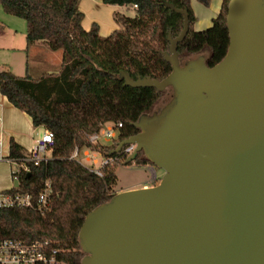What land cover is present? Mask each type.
<instances>
[{
    "label": "water",
    "instance_id": "1",
    "mask_svg": "<svg viewBox=\"0 0 264 264\" xmlns=\"http://www.w3.org/2000/svg\"><path fill=\"white\" fill-rule=\"evenodd\" d=\"M183 17L167 37L161 81L119 78L131 88L171 90L159 112L142 115L139 133L110 155L135 145L163 171L156 186L128 190L93 209L78 232L80 264H264V0H230L224 58L182 64Z\"/></svg>",
    "mask_w": 264,
    "mask_h": 264
},
{
    "label": "trees",
    "instance_id": "2",
    "mask_svg": "<svg viewBox=\"0 0 264 264\" xmlns=\"http://www.w3.org/2000/svg\"><path fill=\"white\" fill-rule=\"evenodd\" d=\"M195 1L208 7L211 0ZM229 1L222 0L220 12L209 28L196 32L191 0H101L104 5L132 10L134 14L114 13L113 20L120 29L101 37L96 24L88 31L82 28L79 0H0L4 14L24 21L27 46L41 43L53 52H62L56 74L33 79L0 70V95L27 115L34 128L49 131L53 136L51 158L47 162L27 164V172L19 169L11 174L16 182L12 192L34 198L48 182L51 193L45 208L41 213L34 209H0V239L47 241L57 251L60 263H81L85 254L79 245L78 232L93 209L116 195L113 189L118 164L104 168L98 177L70 160V155L78 148L104 157L113 156L110 152L121 141L139 133L134 127L138 119L157 112L156 107L167 90L131 88L124 85L119 75L126 72L133 81L145 78L161 81L170 74L171 65L163 54L168 52V35L176 38L180 34L183 17L171 12L164 3L188 15V33L177 45L179 60L203 56L205 65L212 68L228 49ZM117 122L122 127L110 144L94 146L87 141L86 135L101 125ZM24 152L13 139L9 140L8 159L19 161ZM131 164L151 166L142 152L131 163L119 165Z\"/></svg>",
    "mask_w": 264,
    "mask_h": 264
},
{
    "label": "crops",
    "instance_id": "3",
    "mask_svg": "<svg viewBox=\"0 0 264 264\" xmlns=\"http://www.w3.org/2000/svg\"><path fill=\"white\" fill-rule=\"evenodd\" d=\"M190 5L195 17L193 30L198 32L211 26L212 20L220 12L222 0H211L208 7L202 6L195 0H191ZM78 8L83 14L82 28L88 31L92 24H96L98 26V34L101 37H107L113 31L120 29V26L113 20L114 13H124L126 15L131 13V16L134 15L132 10L125 11L124 8L104 5L101 3V0H79ZM9 22L12 21L9 20ZM3 29L10 30V26L4 23ZM21 31L20 37L23 42V49L21 47H14L13 45L14 39L19 35L18 31H13L12 34L0 33V70L5 68L12 73L11 70L16 56L21 53L20 51L25 50L26 75L33 79H38L46 74L58 73L61 64L60 58L56 56L57 52H48V48L41 43L27 46L25 24L22 26ZM44 68L52 70V72L45 73L46 71H42ZM44 131L41 128H34L27 115L16 110L8 103L4 96L0 95V140L3 142V152L4 150L8 151L10 139L19 144L24 151H27L36 143ZM0 164H5L0 172V192H2L13 188L10 184L11 174L13 173V169L11 170L10 166L13 165L6 160L0 161ZM146 168L149 169V167ZM146 186L148 185H144L143 187Z\"/></svg>",
    "mask_w": 264,
    "mask_h": 264
},
{
    "label": "built area",
    "instance_id": "4",
    "mask_svg": "<svg viewBox=\"0 0 264 264\" xmlns=\"http://www.w3.org/2000/svg\"><path fill=\"white\" fill-rule=\"evenodd\" d=\"M122 127L120 122L114 124L101 125L100 128L86 135L87 141L94 146L100 144H110L118 137L119 129ZM53 146V136L49 131H44L36 143L24 153V157L19 161L7 158L3 152V142L0 140V161H7L14 165L13 173L22 169L28 171V165L34 166L47 162L51 158ZM135 145H126L121 151L113 156L104 157L98 152L74 148L70 155V160L84 166L88 172L101 177L102 170L115 164H123L133 153ZM98 165L97 168H94ZM158 180L155 171L150 177L151 183ZM50 191L48 182L34 198L30 194H19L12 192V189L0 192V209H34L42 212L46 206ZM57 251L50 247L47 241L24 242L17 239H0V264H62L56 258Z\"/></svg>",
    "mask_w": 264,
    "mask_h": 264
},
{
    "label": "rangeland",
    "instance_id": "5",
    "mask_svg": "<svg viewBox=\"0 0 264 264\" xmlns=\"http://www.w3.org/2000/svg\"><path fill=\"white\" fill-rule=\"evenodd\" d=\"M230 3V1H229ZM228 3V5H229ZM227 5V7H228ZM201 6V5H200ZM202 7V6H201ZM203 8V7H202ZM129 16H131L132 14L129 13ZM9 20H11L12 22H9ZM4 23L10 26V30H5L4 28ZM24 21L17 19L15 17H12L10 15L4 14L3 11H1L0 9V33L4 32L6 34H12L13 31H18L19 35H17V37L14 39V47H21V49H23L24 46H22V39L20 37V33L22 32V26H24ZM15 29V30H14ZM22 34V33H21ZM21 53H19L18 56H16L15 58V62H13V66H12V73L16 76L19 77H24L26 75V70H25V63H26V51L22 50L20 51ZM48 52H53L50 49H48ZM57 52L56 56L60 58V64H61V60H62V52L59 51H55ZM196 57L193 58H189L190 59H194ZM187 59L184 60H180L181 63L186 62ZM3 70H7V69H3ZM43 72L46 71L45 73H50L52 72V70L46 69L44 68L42 70ZM42 73V72H41ZM166 96L164 97V99L161 100V102L157 105L156 110L159 111L163 106H165L170 100H171V96H172V92L171 90H167L166 91ZM8 151L4 150V155H7ZM24 153H27L26 151ZM5 164H0V172L3 169V166ZM8 166V165H7ZM9 167V166H8ZM11 167V168H10ZM9 168L12 170L14 169V165L10 166ZM98 165H96L94 168H97ZM146 167H149V169H147ZM155 171L156 175L158 176V180L154 183H151L150 181V177L152 175V171ZM5 173V171H3ZM115 175H116V186L113 189V192L115 194H118L120 192L123 191H128V190H136V189H140V188H148L150 186H156L162 175H163V171L160 169H157L155 167H151V166H145V167H137L135 165H116V170H115ZM10 179V184L11 187H15L16 186V182L14 180ZM144 185H148L146 187H143Z\"/></svg>",
    "mask_w": 264,
    "mask_h": 264
},
{
    "label": "flooded vegetation",
    "instance_id": "6",
    "mask_svg": "<svg viewBox=\"0 0 264 264\" xmlns=\"http://www.w3.org/2000/svg\"><path fill=\"white\" fill-rule=\"evenodd\" d=\"M163 107H164V106H163ZM163 107H162V108H163ZM162 108H161V109H162ZM159 111H160V110H159ZM159 111H157V112H159Z\"/></svg>",
    "mask_w": 264,
    "mask_h": 264
}]
</instances>
